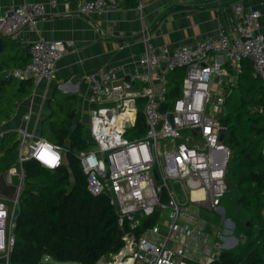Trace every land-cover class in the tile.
<instances>
[{
  "label": "built area",
  "instance_id": "2783aa9c",
  "mask_svg": "<svg viewBox=\"0 0 264 264\" xmlns=\"http://www.w3.org/2000/svg\"><path fill=\"white\" fill-rule=\"evenodd\" d=\"M60 2L23 0L0 7V34L15 38L37 28ZM117 6V0H83L78 12L101 15ZM234 9L240 15L234 31L220 26L218 39L170 47L157 45L145 34V49L133 67L111 63L88 74L90 144L74 154L88 191L109 196L124 228L121 249L103 256L98 264H204L207 260L210 264L227 248V230L215 228L211 233L200 215L203 207L209 208L222 214L224 227L231 226L221 203L229 190L232 151L220 139L226 128L216 115L245 60L253 64V77L264 83V13L245 10L241 4ZM73 46L67 39L39 36L30 44V60L14 75L31 78L38 86L55 76L58 62ZM225 63L232 65V72L222 68ZM178 70L185 74L180 89L170 97L169 78ZM217 75L223 80L215 90ZM143 127V136H127ZM29 135L27 128L19 131L17 165L6 175L7 183L18 190L10 197L0 194V264H11L14 211L25 183L23 162L33 158L51 169L66 164V146L43 136L29 141ZM44 154L55 163L40 160ZM18 170L24 175L15 182ZM152 217L154 222L144 224Z\"/></svg>",
  "mask_w": 264,
  "mask_h": 264
},
{
  "label": "trees",
  "instance_id": "16d2710c",
  "mask_svg": "<svg viewBox=\"0 0 264 264\" xmlns=\"http://www.w3.org/2000/svg\"><path fill=\"white\" fill-rule=\"evenodd\" d=\"M132 4L137 5V0ZM28 61V47L0 34V125L34 92L31 78L14 75ZM174 81L170 97L178 91ZM78 101L77 94L59 88L48 101L41 134L51 143L68 146V164L51 169L33 158L23 162L25 183L15 217L11 264H98L123 245L124 228L119 226L114 205L107 194L88 191L74 154L89 147L87 126L76 119ZM225 106L221 123L230 135L224 142L237 161V202L247 213L246 219L235 218L234 222L245 240L237 250L224 249L210 264H264V84L241 70ZM19 144L18 131L0 133V174L17 165Z\"/></svg>",
  "mask_w": 264,
  "mask_h": 264
},
{
  "label": "crops",
  "instance_id": "0c3cea01",
  "mask_svg": "<svg viewBox=\"0 0 264 264\" xmlns=\"http://www.w3.org/2000/svg\"><path fill=\"white\" fill-rule=\"evenodd\" d=\"M21 1L0 0V7ZM82 1L61 0L57 7L49 9L37 28L25 30L15 38L10 37L29 48V60L31 42L42 35L73 41L74 46L58 62L55 76L35 85L34 92L19 102L12 117L0 125V133L10 130L19 133L27 128L29 141L42 136V120L49 111L48 101L56 88L78 95L76 119L82 121L81 118L86 116L87 124L82 122L88 129L91 106L88 74L111 63H125L133 67L145 49V34H150L157 45L176 47L207 38L218 39L220 26L227 32H233L240 16L234 9L236 4H241L245 10L254 8L264 13V0H137V5L132 4L134 0H117L115 10L101 15H84L78 12ZM222 68L227 72L233 71L228 63ZM242 70L254 78L251 61H244ZM184 74V70L171 73L170 85L176 80L179 90ZM217 78L218 83L223 80L221 76ZM171 87L173 89L174 86ZM225 245L227 249H233L236 241L233 237L228 238Z\"/></svg>",
  "mask_w": 264,
  "mask_h": 264
},
{
  "label": "rangeland",
  "instance_id": "374dc122",
  "mask_svg": "<svg viewBox=\"0 0 264 264\" xmlns=\"http://www.w3.org/2000/svg\"><path fill=\"white\" fill-rule=\"evenodd\" d=\"M219 75H217L214 78L213 81V87L215 88V90H217V84L219 81V78H217ZM220 77V76H219ZM261 81V80H260ZM237 82V80H234L233 83L235 84ZM262 82V81H261ZM228 91L226 92V97H227ZM210 108V106H209ZM225 104L220 105V110L217 113V117L221 118V116L224 114L225 112ZM77 117V116H76ZM82 121H84L87 124V117L85 116V119L81 118ZM146 133V128L143 127L142 129H140V132L138 130H132L130 131L127 136L130 139H134L136 137H141ZM230 132L229 130H226V135L225 138H229ZM65 163L68 164V160H67V156L65 155ZM236 165H237V161L235 159H233V157H231L230 161H229V165H228V175H227V181L229 182V190L226 193V195L224 196V198L222 199V203L221 206L224 208V214L226 218H229L228 222L231 225L230 220H233L235 218L239 219V220H244L246 219L247 213L246 211L242 210L241 207L239 206L237 199H238V195H239V191L238 188L236 186V181L234 179V171L236 169ZM8 169L7 171H4L5 176L8 175L9 173ZM25 174V173H24ZM22 174L21 170L17 171L16 176H14V181L17 182V178L21 177ZM10 197V196H8ZM10 209H12V211H14V207L12 205L11 202H8ZM18 208H15L14 213H17ZM201 217L204 218L208 224H209V230L211 231V233H215V228H222L220 229L221 231H224V229L227 230V233L224 235V232L222 233V235H224L227 238H231L233 237L236 241V245L233 247L234 250H237V246H239L240 241H242L241 239V234L238 233V231L236 230V228H233V232L231 233L230 230H232L229 226H225L224 227V218L222 216L221 213L216 212L214 210H211L209 208H205L203 207L200 213ZM211 234V235H213ZM224 244V241H223ZM207 247H209V245H206ZM227 249V248H226ZM139 264V263H138ZM204 264H209L208 260L204 263Z\"/></svg>",
  "mask_w": 264,
  "mask_h": 264
},
{
  "label": "water",
  "instance_id": "95a60500",
  "mask_svg": "<svg viewBox=\"0 0 264 264\" xmlns=\"http://www.w3.org/2000/svg\"><path fill=\"white\" fill-rule=\"evenodd\" d=\"M196 132H197V129H196ZM220 139L222 141L225 139V131L221 132ZM17 190H18L17 185L7 183L5 173L2 172L0 174V194L3 195V196L8 197V196H11L12 194L16 193ZM230 222H231V226L233 228H235L236 227L235 222L233 220H230ZM241 239H242V241H244L245 240V236L242 235Z\"/></svg>",
  "mask_w": 264,
  "mask_h": 264
},
{
  "label": "clouds",
  "instance_id": "9594fccd",
  "mask_svg": "<svg viewBox=\"0 0 264 264\" xmlns=\"http://www.w3.org/2000/svg\"><path fill=\"white\" fill-rule=\"evenodd\" d=\"M39 159L42 161H46L48 164H54L55 163V159H48L47 154L41 155L39 157Z\"/></svg>",
  "mask_w": 264,
  "mask_h": 264
}]
</instances>
